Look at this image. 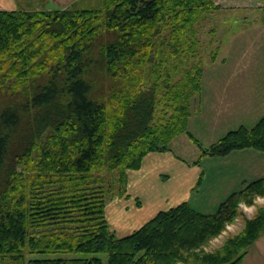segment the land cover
Listing matches in <instances>:
<instances>
[{
    "label": "trees",
    "instance_id": "1",
    "mask_svg": "<svg viewBox=\"0 0 264 264\" xmlns=\"http://www.w3.org/2000/svg\"><path fill=\"white\" fill-rule=\"evenodd\" d=\"M217 9L214 0L0 9V264H240L264 234V203L249 217L239 204L264 195V176L213 212L182 201L123 236L104 216L146 153L182 133L197 142L187 120L202 68L191 59ZM242 148L264 151V115L202 155ZM237 216L236 232L203 249Z\"/></svg>",
    "mask_w": 264,
    "mask_h": 264
},
{
    "label": "rangeland",
    "instance_id": "2",
    "mask_svg": "<svg viewBox=\"0 0 264 264\" xmlns=\"http://www.w3.org/2000/svg\"><path fill=\"white\" fill-rule=\"evenodd\" d=\"M96 2L97 0H13L8 9L64 8L72 4L91 5ZM0 9L6 8L0 6ZM217 12L214 11L202 21L197 35L200 45L191 59L199 60L202 68L200 90L192 98L195 105L197 102L199 105L193 108L194 104L190 103V116L187 120V131L197 142L181 134L174 140L175 146L172 148L174 153L185 160L192 155L197 156L198 150L202 151L227 130L239 125L250 128L264 115V23L260 19V12L256 9L247 11L244 21L236 18V11L224 14ZM214 51L215 56L211 57ZM249 150L261 152L262 155L255 164L254 173L243 182L264 176V151H255L253 148ZM246 157L236 152L217 157L206 156L201 163L202 173L199 170L197 174L200 181L192 190L188 201L192 207L201 212H213L227 194L242 187V179L234 177L251 165L249 156ZM157 181L164 182L160 178ZM166 184H170V181ZM263 203L264 195L254 198L250 205L239 204V209L243 216L249 217L255 207ZM241 224V217L237 216L217 236L210 239L203 249L210 250L217 246L224 237L236 232ZM98 256L104 261V254ZM241 264H264V234L248 246Z\"/></svg>",
    "mask_w": 264,
    "mask_h": 264
},
{
    "label": "crops",
    "instance_id": "3",
    "mask_svg": "<svg viewBox=\"0 0 264 264\" xmlns=\"http://www.w3.org/2000/svg\"><path fill=\"white\" fill-rule=\"evenodd\" d=\"M12 3L13 0H0L2 8H11ZM214 3L219 6L216 13H218L217 11H220V14L236 11V18L241 19L240 21L245 20L247 11L256 9L260 12V7L263 5L259 0H214ZM198 103L195 105V100L192 101L194 104L192 107H198ZM177 136L170 140L167 151L148 152L143 156L137 169L127 170L125 194L105 203L104 216L109 228L116 236L130 233L150 219L157 211L167 209L182 201H189L191 198L192 190L200 181L197 174L199 170L202 173L201 163L207 155H202V151L198 150L197 156L192 155L194 157H188L189 159L186 160L178 156L172 151ZM249 149L252 148L235 149L229 152H236L242 157L249 156L248 161L251 165L243 173L234 177L242 179V183L246 177H250L254 173L255 164L262 155L261 152L256 150V152H252ZM157 178L164 180V184L158 183ZM169 181L170 184H166Z\"/></svg>",
    "mask_w": 264,
    "mask_h": 264
}]
</instances>
